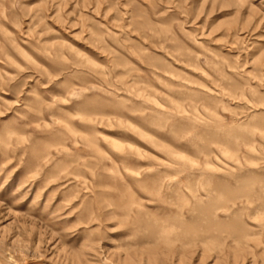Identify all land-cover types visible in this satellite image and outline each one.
Wrapping results in <instances>:
<instances>
[{"label": "rangeland", "instance_id": "374dc122", "mask_svg": "<svg viewBox=\"0 0 264 264\" xmlns=\"http://www.w3.org/2000/svg\"><path fill=\"white\" fill-rule=\"evenodd\" d=\"M0 264H264V0H0Z\"/></svg>", "mask_w": 264, "mask_h": 264}]
</instances>
